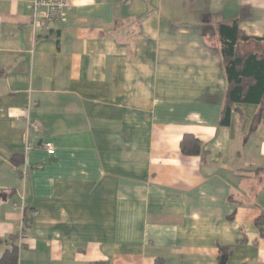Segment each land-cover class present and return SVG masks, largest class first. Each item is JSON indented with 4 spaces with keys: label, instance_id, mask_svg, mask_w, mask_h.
<instances>
[{
    "label": "crops",
    "instance_id": "0c3cea01",
    "mask_svg": "<svg viewBox=\"0 0 264 264\" xmlns=\"http://www.w3.org/2000/svg\"><path fill=\"white\" fill-rule=\"evenodd\" d=\"M31 6L0 0V264H264V100L220 123L218 33L264 37V0H67L45 25Z\"/></svg>",
    "mask_w": 264,
    "mask_h": 264
},
{
    "label": "trees",
    "instance_id": "16d2710c",
    "mask_svg": "<svg viewBox=\"0 0 264 264\" xmlns=\"http://www.w3.org/2000/svg\"><path fill=\"white\" fill-rule=\"evenodd\" d=\"M218 33L222 43L225 72L229 81L227 103L225 105L220 123L229 125L232 115V104L254 103L260 104L264 100V50L262 52L243 53L240 44L252 39L264 42V37H252L246 35L240 27L237 19L221 22L218 25ZM181 148L186 155H199L203 151V143L193 134H185ZM31 216L25 215L28 231ZM29 221V222H28ZM256 224L264 236V213L256 221ZM224 250V249H223ZM18 246L7 250L1 260V264H17ZM93 264H107L96 262ZM154 264H168L165 259L159 257Z\"/></svg>",
    "mask_w": 264,
    "mask_h": 264
},
{
    "label": "built area",
    "instance_id": "2783aa9c",
    "mask_svg": "<svg viewBox=\"0 0 264 264\" xmlns=\"http://www.w3.org/2000/svg\"><path fill=\"white\" fill-rule=\"evenodd\" d=\"M67 5V0H32V12L34 25H45L48 22H55L62 18L63 9ZM41 9H44L41 12ZM34 122L30 123V127H37ZM42 147L49 155L56 152L55 144L52 140H46L42 143ZM33 211L31 215L33 216Z\"/></svg>",
    "mask_w": 264,
    "mask_h": 264
}]
</instances>
